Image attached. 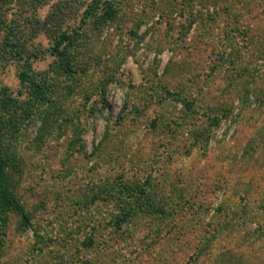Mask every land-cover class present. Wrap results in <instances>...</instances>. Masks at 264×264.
Listing matches in <instances>:
<instances>
[{
    "label": "rangeland",
    "instance_id": "obj_1",
    "mask_svg": "<svg viewBox=\"0 0 264 264\" xmlns=\"http://www.w3.org/2000/svg\"><path fill=\"white\" fill-rule=\"evenodd\" d=\"M110 1L0 0V264H264V0Z\"/></svg>",
    "mask_w": 264,
    "mask_h": 264
},
{
    "label": "trees",
    "instance_id": "obj_2",
    "mask_svg": "<svg viewBox=\"0 0 264 264\" xmlns=\"http://www.w3.org/2000/svg\"><path fill=\"white\" fill-rule=\"evenodd\" d=\"M99 11L100 17L103 21H108L113 19L115 15V9L113 7L112 1L110 0H91L88 7L83 13V18H87L93 13ZM69 39V34L66 32L60 33L58 37L54 40L53 44L48 48V51L54 58L58 60L59 66H61L63 73L71 75L73 73V68L71 66L70 59L68 57L67 51L64 48V43ZM11 44V43H10ZM13 47V46H11ZM14 48V47H13ZM32 58H36V55L33 54ZM32 58L29 56L23 57L24 68L20 74L22 81L30 84L32 86V93L34 97L38 100H44L45 92L33 78L31 74L33 73V64ZM169 98L176 99L183 103V110L187 112H194V102L190 99L183 97L181 94L176 92L167 91ZM215 123V121H213ZM2 148L0 145V211L2 214V223H5L6 213L14 212L20 218V224L23 226H29L30 220L27 212L25 211L22 203L18 198L14 196V193L11 189V184L9 182V169H10V160L9 158L3 156ZM128 191H132L130 187L127 188ZM137 199V198H136ZM126 208V207H125ZM130 208V207H128ZM124 209V208H123ZM132 209V208H131ZM130 210L125 211L124 215L121 218H115V225L117 227L121 226V221H123L129 214ZM4 226V225H3Z\"/></svg>",
    "mask_w": 264,
    "mask_h": 264
}]
</instances>
